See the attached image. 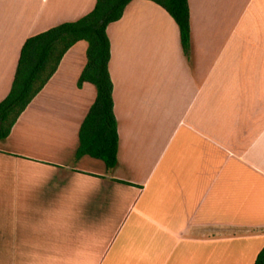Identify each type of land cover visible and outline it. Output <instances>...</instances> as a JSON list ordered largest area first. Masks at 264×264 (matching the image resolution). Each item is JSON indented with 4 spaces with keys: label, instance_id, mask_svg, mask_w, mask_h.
Instances as JSON below:
<instances>
[{
    "label": "crops",
    "instance_id": "1",
    "mask_svg": "<svg viewBox=\"0 0 264 264\" xmlns=\"http://www.w3.org/2000/svg\"><path fill=\"white\" fill-rule=\"evenodd\" d=\"M96 0H0V101L26 38ZM131 0L107 25L117 124L111 169L75 157L96 97L73 44L0 139L5 264H254L264 246V0Z\"/></svg>",
    "mask_w": 264,
    "mask_h": 264
},
{
    "label": "trees",
    "instance_id": "2",
    "mask_svg": "<svg viewBox=\"0 0 264 264\" xmlns=\"http://www.w3.org/2000/svg\"><path fill=\"white\" fill-rule=\"evenodd\" d=\"M131 0H96L90 12L75 21L63 22L32 35L23 42L8 94L0 101V139L6 138L19 115L56 71L64 53L77 41L87 43L86 63L77 79L96 89V97L78 130L75 157L88 155L111 169L117 162V124L113 113V84L108 70L109 23L118 20ZM175 21L183 53L190 52V23L187 0H150ZM254 264H264V246Z\"/></svg>",
    "mask_w": 264,
    "mask_h": 264
},
{
    "label": "rangeland",
    "instance_id": "3",
    "mask_svg": "<svg viewBox=\"0 0 264 264\" xmlns=\"http://www.w3.org/2000/svg\"><path fill=\"white\" fill-rule=\"evenodd\" d=\"M3 261H0V264H2ZM5 264H9V261H5Z\"/></svg>",
    "mask_w": 264,
    "mask_h": 264
}]
</instances>
